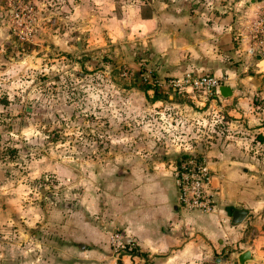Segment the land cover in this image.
<instances>
[{"label": "crops", "instance_id": "1", "mask_svg": "<svg viewBox=\"0 0 264 264\" xmlns=\"http://www.w3.org/2000/svg\"><path fill=\"white\" fill-rule=\"evenodd\" d=\"M249 1L207 0L219 14L198 0L143 1L120 14L94 7L76 19L71 39L80 41L52 40L80 59L90 56L83 49L119 54L135 72L127 90L139 99L150 93L138 77L141 65L159 77L213 75L230 87V97L169 92L158 100L154 92L150 104L170 105L179 121L215 107L233 124L203 147L177 134L176 149L163 154L74 160L50 152L29 159L26 172L0 173V217L12 223V236L0 240V264H237L246 251V264H264V58L249 55L241 39L264 1ZM183 155L212 171L216 203L208 213L180 204ZM238 205L246 217L234 224ZM112 234L121 236L124 250L114 251Z\"/></svg>", "mask_w": 264, "mask_h": 264}, {"label": "rangeland", "instance_id": "2", "mask_svg": "<svg viewBox=\"0 0 264 264\" xmlns=\"http://www.w3.org/2000/svg\"><path fill=\"white\" fill-rule=\"evenodd\" d=\"M143 1L163 0H0V173L26 172L29 159L50 152L74 160L163 154L176 149L177 134L183 136L180 142L203 147L233 124L215 107L198 119L179 121L170 105L150 104L149 85V95L141 99L128 92L135 72L119 54L83 49L81 54L90 55L83 61L74 49L67 55L52 43L63 36L70 42L76 19H86L94 7L120 14L124 6ZM198 1L219 14L214 2ZM148 70L141 65L139 79ZM40 181L34 182L37 189ZM1 220L0 240L9 239L11 220Z\"/></svg>", "mask_w": 264, "mask_h": 264}, {"label": "built area", "instance_id": "3", "mask_svg": "<svg viewBox=\"0 0 264 264\" xmlns=\"http://www.w3.org/2000/svg\"><path fill=\"white\" fill-rule=\"evenodd\" d=\"M241 39L248 43L247 52L252 57L264 48V9L246 26L245 34L241 36ZM140 80L149 85L153 91L199 93L210 99L218 97V89L224 85L222 80L209 74L159 77L150 70L142 72ZM209 144L208 141L205 145ZM212 178V171L204 160L193 155L184 159L176 173L181 206L189 211L202 213L212 211L216 203L215 195L209 190ZM110 243L115 252L125 249L121 236L118 234L110 236Z\"/></svg>", "mask_w": 264, "mask_h": 264}, {"label": "water", "instance_id": "4", "mask_svg": "<svg viewBox=\"0 0 264 264\" xmlns=\"http://www.w3.org/2000/svg\"><path fill=\"white\" fill-rule=\"evenodd\" d=\"M263 1L264 0H250L247 3V5L250 6L252 4L261 3ZM78 45H79V43H78ZM263 58H264V49L259 51L255 56L256 60H262ZM86 59H87V56L83 55L82 60L86 61ZM218 92L224 98H228L232 95V91H231L230 87H228V86H221L218 89ZM245 217H246V212L242 210L241 205H238L235 212L232 215V222L234 224H239L244 220ZM248 260H250V252L246 251L240 256L237 264H246V262Z\"/></svg>", "mask_w": 264, "mask_h": 264}, {"label": "trees", "instance_id": "5", "mask_svg": "<svg viewBox=\"0 0 264 264\" xmlns=\"http://www.w3.org/2000/svg\"><path fill=\"white\" fill-rule=\"evenodd\" d=\"M145 85V84H144ZM145 89H147V90H149V86L148 85H145ZM155 92V95L153 96V98L154 99H158V100H164V97L163 96H161V94L159 93V92H157V91H153V93ZM167 94V93H166ZM174 94H182V93H174ZM164 96H166V95H164ZM186 158H188V155H183L182 156V159L180 160V163H182L183 162V160L184 159H186Z\"/></svg>", "mask_w": 264, "mask_h": 264}]
</instances>
